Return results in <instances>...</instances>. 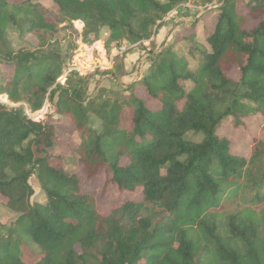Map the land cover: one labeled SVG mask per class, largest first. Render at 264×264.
Listing matches in <instances>:
<instances>
[{
    "label": "trees",
    "instance_id": "obj_1",
    "mask_svg": "<svg viewBox=\"0 0 264 264\" xmlns=\"http://www.w3.org/2000/svg\"><path fill=\"white\" fill-rule=\"evenodd\" d=\"M30 1L0 0V95L15 104L0 101V203L20 213L0 236V264H264V140L254 139L246 159L217 133L227 118L264 117V0L244 14L237 0H219L203 42L174 38L149 51L147 71L125 89L93 96L87 75L57 82L59 54L12 49L7 26L44 44L61 23L81 20L86 40L104 27L111 46H133L190 0H52L54 11ZM249 17L256 23L246 27ZM45 100L78 132L69 154L87 178L104 173L137 199L98 211L66 170L67 154L52 151L53 124L32 121L20 105L35 111ZM32 174L43 202H30Z\"/></svg>",
    "mask_w": 264,
    "mask_h": 264
},
{
    "label": "rangeland",
    "instance_id": "obj_2",
    "mask_svg": "<svg viewBox=\"0 0 264 264\" xmlns=\"http://www.w3.org/2000/svg\"><path fill=\"white\" fill-rule=\"evenodd\" d=\"M9 3H15L19 0H8ZM27 1V0H23ZM196 0H190L188 3L196 4ZM239 1V2H238ZM243 1V3H242ZM251 0H237V4L240 3L237 10L239 13H246V4ZM217 2V8L220 5L219 1L215 0L213 4ZM31 4L39 5L43 8L54 11L52 0H31ZM195 6V5H194ZM213 6V5H212ZM177 8V7H175ZM212 8V7H211ZM216 8H212L215 10ZM190 8L187 5H183L177 14L172 16L168 15L170 20H167V16L162 22H158L159 24L170 23L172 21L181 20L185 13H189ZM212 10L208 11V9L201 10L202 13L199 15V19H201V23L196 26H192V31L199 30V33L194 32L195 35L203 42L205 33L209 32L211 28H213L214 23H216L215 18L211 17L210 14ZM196 21V20H195ZM77 23V21L75 22ZM164 23V24H165ZM256 21L254 18L249 17V21L246 27H251L254 25ZM195 24V22H193ZM75 25L79 28V24H74L68 22H63L59 25L57 32L53 36L51 40L47 43H42L40 39L34 34H28L21 30L19 26L8 25L5 31V40L7 44L12 47L14 50H18L19 48H25L30 51H45V52H53L57 53L61 57L62 66H65L64 62H67L65 68L70 65L71 54L72 51L77 49V41L83 40L85 42L92 41L91 39L86 40L82 36V30H77ZM182 23L179 25V28ZM160 26V25H159ZM158 26V28H159ZM157 28V30H158ZM164 28V27H161ZM170 28V27H169ZM156 30V32H157ZM171 31V29H170ZM155 32V34H156ZM183 30H180L176 33L177 37L182 36ZM165 34V33H164ZM189 34V32H188ZM187 34V35H188ZM108 31L106 28H102L100 30V34L98 38L102 39L104 42V46L108 51L111 49L110 41L108 38ZM196 36V37H197ZM154 37V35H153ZM151 37L150 40H147L145 44L138 42L137 44H132L133 46H129V43H125V47L122 51H120L116 59V62L111 65L110 68H106L105 65L103 67L105 69L96 68H86L88 71L92 70L87 76L89 79L86 82L87 88V96H93L96 92L100 91L103 88H113V89H125V87L132 81L141 77L143 73H145L149 66V61L147 57H149L150 50H158L159 48L166 45V41L161 42L159 45L155 44ZM123 45V43H122ZM114 46V45H113ZM137 47V48H136ZM5 46L3 44L0 45V49H4ZM132 54L133 57L131 56ZM116 55V56H117ZM94 70V71H93ZM111 72H108V71ZM232 78H236L238 75V70L236 67H233L229 72ZM186 87H190V82H185ZM6 99V100H5ZM0 101L2 103H7V98L5 95H0ZM50 102V101H49ZM48 102V111L45 116V120L50 122L54 126V147L52 151L54 153H59L66 155L65 157V167L68 172L77 173L81 179V189L84 191H88L93 193L96 200V207L98 211L102 214L108 213L111 207L125 201L126 199H137L139 197L138 191L136 192H126L119 191L117 186L113 183L105 182L104 173H101L99 176L95 177L92 180H89L86 176L85 170L83 166L78 164L73 156H70L69 147L75 142L79 141V134L76 132L70 121L66 117L59 116L54 112V109ZM25 106L24 103H20V105ZM51 104V102H50ZM95 127L98 124H94ZM218 135L221 137H225L230 142V149L232 153L242 156L246 159L249 158L251 147L254 139H263L264 140V117L260 113H254L247 117L241 118V123L236 124L232 121L231 118H227L218 128ZM195 140H199L200 136H191ZM29 183L34 189V194L30 198V202H43L45 200V193L39 188L37 177L35 174H32L29 178ZM105 183V184H104ZM20 215L19 212L15 211L14 208L10 207L7 204L0 203V236H6L9 229L14 227L16 218ZM25 242L29 243L31 248L36 249V245L30 243V241L25 240Z\"/></svg>",
    "mask_w": 264,
    "mask_h": 264
},
{
    "label": "built area",
    "instance_id": "obj_3",
    "mask_svg": "<svg viewBox=\"0 0 264 264\" xmlns=\"http://www.w3.org/2000/svg\"><path fill=\"white\" fill-rule=\"evenodd\" d=\"M213 2L203 5V6L195 5V7L198 10V16L202 13L201 10L203 9L206 10V9H212L213 7L214 8L217 7V2H215L214 4ZM185 5L191 6V4L189 3L184 4V6ZM177 13H178V7L173 8L171 11H169L166 14L167 20H170L168 18V15L172 16ZM76 21L77 23H75ZM73 23L79 24V28L75 25L77 30H80V31L82 30L83 22L81 20H74ZM146 42L147 41H145V43ZM124 47H125V43H123V45L121 46H112L111 49L107 51L104 46L103 40L100 38L92 40L90 42H85L83 40L77 41V49L72 51V54H71V58H70L71 63L70 65L68 64V66L65 68V66L67 65V62L69 61L64 62L65 66L62 67V72L59 78L57 79V82L63 84L65 80L67 79V77L73 73H76L77 75H80V76H86L92 71V70L88 71V69L86 68H93L94 70L96 68L105 69L103 65H105L106 68H110L114 62L115 56L119 54L120 51L124 49ZM7 104L15 105L8 101H7ZM24 107H25L26 116L32 121L39 122L45 119L46 113L48 111V102L47 100H45V103L43 104V106L40 109L35 110V111L31 110L27 105H25Z\"/></svg>",
    "mask_w": 264,
    "mask_h": 264
},
{
    "label": "crops",
    "instance_id": "obj_4",
    "mask_svg": "<svg viewBox=\"0 0 264 264\" xmlns=\"http://www.w3.org/2000/svg\"><path fill=\"white\" fill-rule=\"evenodd\" d=\"M242 3H243V1H242ZM194 5L195 4H191V6H187L188 8H190L189 13H185L184 17L181 20H179V21H172L171 22V25H170V23L167 24L165 22H164L165 24L163 23L162 25H160L159 28H158V30H157V32H156V34H154V37H153L152 41L155 44H157V45H159L163 41H166L167 42L166 45H167L174 38H181L182 36L187 35L188 32H189V34L190 33H194V32H196V33L198 32L199 33V30L192 31L193 30V27L192 26H196L197 24L201 23V19H199V16H198V10H197V8ZM239 5H240V3L237 4V8L239 7ZM210 16L213 17V18H215V20H216V18H217V11L216 10H213L211 12ZM193 22H195V24H193ZM181 23H182V25H181L182 27L179 28V25ZM214 26H215V23L213 25V28H214ZM161 27H164V28H161ZM213 28H211V30ZM170 29H171V31H170ZM180 30H183L182 36L177 37L176 36V33L179 32ZM143 44H145V43H143ZM133 55H135V54H132L131 56L133 57Z\"/></svg>",
    "mask_w": 264,
    "mask_h": 264
},
{
    "label": "water",
    "instance_id": "obj_5",
    "mask_svg": "<svg viewBox=\"0 0 264 264\" xmlns=\"http://www.w3.org/2000/svg\"><path fill=\"white\" fill-rule=\"evenodd\" d=\"M127 44H128V42H127Z\"/></svg>",
    "mask_w": 264,
    "mask_h": 264
},
{
    "label": "bare ground",
    "instance_id": "obj_6",
    "mask_svg": "<svg viewBox=\"0 0 264 264\" xmlns=\"http://www.w3.org/2000/svg\"><path fill=\"white\" fill-rule=\"evenodd\" d=\"M6 100V99H5Z\"/></svg>",
    "mask_w": 264,
    "mask_h": 264
}]
</instances>
